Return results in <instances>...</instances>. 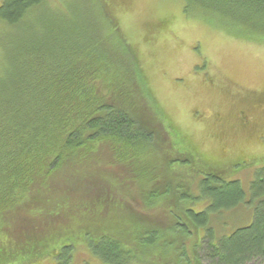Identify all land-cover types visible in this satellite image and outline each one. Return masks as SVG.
I'll return each instance as SVG.
<instances>
[{"label":"trees","instance_id":"16d2710c","mask_svg":"<svg viewBox=\"0 0 264 264\" xmlns=\"http://www.w3.org/2000/svg\"><path fill=\"white\" fill-rule=\"evenodd\" d=\"M183 4L187 18L264 45V0H183ZM51 9L46 0H0V24L8 27L1 31L7 61L0 63V236L10 228L24 230L31 222L51 220L60 214L59 208L67 209L70 190L53 183L65 165L70 166L67 175L74 178L69 180L70 188L77 182L74 172L84 169L90 175L89 184L76 191L80 195L98 192L100 197L104 188L112 189V180L126 184L127 179L119 174L110 176L118 168L114 169L116 163L138 162L148 186L139 199L152 208L159 201H172L173 206L163 209L172 226L183 237H195V258L183 248L186 240H180L175 243V259L153 264H201L203 256L208 264L264 260V163L248 191L239 180L227 179L237 160L217 169L206 167L160 117L156 104L149 102L135 50L108 10L101 8L95 16L80 14L82 18L74 19ZM12 30L17 32L14 37ZM104 147V160L109 161L92 158L103 153ZM158 152L168 160L160 178L151 165ZM175 161L192 165L201 175L196 181L200 196L191 192L187 173L183 177L172 171ZM137 174L129 171L130 178L142 180ZM50 192L58 199L56 204L55 200L51 203ZM201 198L208 202L195 212L190 202ZM242 205L252 208L247 224L222 234L210 224L213 215L216 223L217 214ZM161 207L165 204L155 209L156 215ZM158 238L153 225L133 246L107 234L88 241L92 253L103 262L129 264L137 258L134 248L153 250ZM31 242L20 245L18 252L11 251L9 261L25 262L47 250L42 241ZM54 247L60 250V263L69 264L73 244L59 239Z\"/></svg>","mask_w":264,"mask_h":264},{"label":"rangeland","instance_id":"374dc122","mask_svg":"<svg viewBox=\"0 0 264 264\" xmlns=\"http://www.w3.org/2000/svg\"><path fill=\"white\" fill-rule=\"evenodd\" d=\"M46 3L51 10L65 13V17L69 13V17L74 19L80 14L95 16L101 8L108 10L109 17L117 23L135 50L149 102L156 104L154 107L160 117H164L177 135L183 137L195 154L192 156L201 159L203 164L207 163L206 167L217 169L237 160L234 167L237 171L232 168L227 179L239 180L242 188L248 191L249 182L264 163L263 44L239 39L218 26L187 18L183 13V0H46ZM6 28L0 24V63L7 61L1 46L4 39L1 31ZM11 32L13 37L17 34L16 30ZM106 151L105 148L101 154L90 153L92 158L104 163L109 161L104 160ZM157 155V161L151 165L156 166L160 178L168 160L161 152ZM116 164L114 169L118 168L112 170L114 173L111 171L110 176L119 174L127 179L126 184L112 180L114 184H108L112 189L104 188L100 197L98 192L80 195L76 191L89 184L86 178L90 175L84 169L74 172L77 182L70 188L69 180L74 178L67 175L70 166L65 165L53 183L70 190L67 209L59 208L60 214L51 220L24 225V230L10 228L3 232L0 236V264H61L60 250L54 247L59 239L73 244L68 256L69 264H108L92 253L88 238L107 234L133 246L138 243L136 238L153 225L159 231V242L154 244L153 250L134 248L137 258L129 264H153L155 260L163 263L175 259V243L180 240H186L183 248L190 258L194 257L195 237L179 234L172 226L170 215L163 210L174 203L167 204L162 200L152 208L143 202L139 198L142 192H147L148 186L144 184L147 182L140 163ZM171 168L183 177L187 173L191 192L200 196L196 181L201 175L192 165L175 161ZM129 171L131 174L132 171L140 173L142 180L130 178ZM82 175H86L83 180ZM172 190V198L175 199L177 189L173 187ZM51 193L48 196L54 198L55 194ZM51 200L52 203L55 198ZM81 202L84 205L76 209ZM207 202L201 198L190 202V205L193 203L190 208L197 212ZM164 204L165 207L157 211V216L155 209ZM251 212V207L242 205L233 211L217 214L219 221L216 223L213 215L210 224H215L219 234L229 232L236 226L247 224ZM84 233H89L87 238H84ZM31 239L42 241L47 250L25 262L9 261L11 251L18 252L20 245L32 244ZM201 259L203 264H208L204 256ZM247 264H264V260L258 257Z\"/></svg>","mask_w":264,"mask_h":264}]
</instances>
